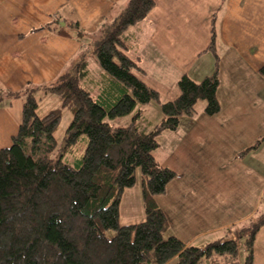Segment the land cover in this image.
<instances>
[{
  "label": "trees",
  "instance_id": "obj_1",
  "mask_svg": "<svg viewBox=\"0 0 264 264\" xmlns=\"http://www.w3.org/2000/svg\"><path fill=\"white\" fill-rule=\"evenodd\" d=\"M154 6L155 0H128L94 41L91 56L102 71L95 84L96 96L79 83L87 73L84 54L72 74L0 94V102L22 100L18 130L11 145L0 150V264H144L152 260L155 264H211L217 258L224 264H253L255 238L264 218L255 223L256 217L250 219L249 228L203 247L186 246L174 235L163 236L168 223L155 197L165 193L176 175L154 157L157 138L165 130H176L180 117L193 116L198 100L205 102L207 116L219 112V63L215 55L212 73L198 82L183 74L176 83L177 96L160 102L158 91L142 79L143 69L128 54L125 37L130 27L147 19ZM213 21L205 52H214ZM52 25L59 35L84 36L76 22L64 27L46 24L34 31ZM258 73L264 79V64ZM47 93L58 96L60 107L40 116L39 100ZM151 103L157 104L162 118L143 132L136 123L143 115L141 107ZM64 109L71 113V120L58 150L54 133ZM128 115H132L128 126L112 127L111 121ZM79 140L86 143L80 159L74 166L65 164L63 159L72 155ZM137 170L143 219L120 225V203L124 192L136 184Z\"/></svg>",
  "mask_w": 264,
  "mask_h": 264
},
{
  "label": "crops",
  "instance_id": "obj_2",
  "mask_svg": "<svg viewBox=\"0 0 264 264\" xmlns=\"http://www.w3.org/2000/svg\"><path fill=\"white\" fill-rule=\"evenodd\" d=\"M127 1L0 0V94L72 74L86 49L107 22L120 15ZM212 18L214 52H205ZM69 22L78 23L82 38L59 35L51 30L54 25L34 31L46 24L61 27L60 23ZM130 29L145 35L141 43L134 42ZM125 35L127 52L143 69L146 83L149 73L158 77L161 64L172 67V76L164 75L160 83L169 99L177 96L181 75L202 80L212 73L218 56L219 112L207 116L204 104H198L197 114L186 116L191 118L183 135L171 139L169 148L156 159L176 175L165 193L155 197L169 231L184 245H195L202 237L218 232L223 236V230L263 215L264 79L258 69L264 64V0H155L147 19ZM143 49L149 51L144 58L139 55ZM150 51L162 59L154 62ZM85 62L87 73L79 82L84 89L85 84L95 83L89 80L91 70L97 82L102 77L91 55L85 56ZM49 97L57 96L40 97V116L55 108L41 110ZM57 104L60 107V100ZM21 113V99L0 102V150L11 145ZM130 193L125 191L122 200ZM260 238H264V227L255 238L253 264H264Z\"/></svg>",
  "mask_w": 264,
  "mask_h": 264
},
{
  "label": "rangeland",
  "instance_id": "obj_3",
  "mask_svg": "<svg viewBox=\"0 0 264 264\" xmlns=\"http://www.w3.org/2000/svg\"><path fill=\"white\" fill-rule=\"evenodd\" d=\"M112 23L111 22H107V26H110ZM106 26V27H107ZM131 28V27H130ZM138 29H130L128 31L129 35L132 34V39L134 40L135 43H141L142 42V38H144V34H140L138 33ZM94 42L92 43V45L90 46L89 49H86L87 51H85V56L88 55V57H90L91 55V51H92V47H93ZM151 56L154 58V62L157 60H161L162 57L156 55L155 53L151 52ZM143 58L147 55H149V51L147 49H143L140 54ZM149 61H152V58H148ZM97 66V65H96ZM99 70V69H98ZM156 73V71H155ZM173 74V69L170 65L168 64H161L160 65V70H159V74H156L155 77L152 75V73H149L148 77V81L147 83L151 84V86L155 87L154 89L157 90L159 93L161 91V96L159 95V99L160 102H168L171 101V99H169V95H165L166 94V90L164 91L162 86H160V83L162 81V78L164 75H170L172 76ZM182 76V75H181ZM180 76V77H181ZM155 78V79H154ZM89 80H94L95 83L93 84H83L85 86V89H89L91 92H93L94 96H96L97 94H95V89H96V82L98 80V77L96 74H94V72L91 70L90 71V78ZM173 99V98H172ZM59 102V98L57 97H49L48 101H44V104L42 105L41 110H44L45 108H47L48 106L51 105H55L54 109H57L59 107H57V103ZM198 104H204V108H205V102L202 100H198L197 103L194 106V110L195 113L193 114L194 116L197 114L198 112ZM142 111H143V115L142 117H140L137 120L136 126L140 131L143 132H148L152 129V127L157 124L160 119L162 118V114L157 106V104L155 103H151L148 104L146 106L141 107ZM191 117H186V116H182L179 118V125L176 128V130L174 131H163L157 138L159 147L156 149V151L153 153L154 157H156V159H159L160 156L162 155V153L165 152L166 148H169L170 146V142L171 139L172 141L175 140L176 138H180L183 133L186 131V126L189 122ZM132 119V115H128L124 118H120V119H114L113 121H111V125L113 128L116 127H126L130 124V121ZM71 120V113L67 110L64 109L62 111V115H61V119L60 122L56 128V131L54 133V138L57 142V148L58 150L62 149V144H63V137L65 136L66 133V128L69 124ZM262 131H264V127L262 129ZM173 134V135H172ZM86 143L83 141H78L77 144L73 147V153L72 155H66L65 158L63 159V162L65 164H68L70 166H74L76 165L77 160L80 159L82 152L85 148ZM162 158V157H161ZM136 184L134 185L133 188L129 189V191L131 192L130 195L126 198H124L122 200V202L120 203V207H119V224L120 225H128V224H132V223H137L142 221L143 219V210H142V205H141V200L139 197V193H140V183H141V175L139 173V171H136ZM255 218V217H254ZM262 219L264 218V215L262 214H257L256 219H254L252 222H256L258 219ZM251 223V222H250ZM253 223L250 224V226ZM249 222L241 224V225H237V226H233L229 229L223 230L222 233H225L223 236L220 232H218L215 236H208L206 238H201L199 239L198 243L195 244V246L198 247H203L204 245L214 242L216 240H220L222 238H224L225 236H231L232 233L238 232L239 230L243 229L245 230V228H249ZM109 236H112L113 234L111 232H108ZM168 235H173V233L171 231H166L163 236L167 237ZM176 237V236H175ZM261 239V243L264 246V238H260ZM244 240H240V248H239V258L240 260L243 259L244 257V253H243V248L241 247V243ZM241 255H243V257L241 258ZM207 263V262H206ZM144 264H155L154 261H150V262H145ZM211 264H224V261L221 258H217L216 260L212 261Z\"/></svg>",
  "mask_w": 264,
  "mask_h": 264
},
{
  "label": "water",
  "instance_id": "obj_4",
  "mask_svg": "<svg viewBox=\"0 0 264 264\" xmlns=\"http://www.w3.org/2000/svg\"><path fill=\"white\" fill-rule=\"evenodd\" d=\"M60 25H61V27H64L65 24L64 23H60Z\"/></svg>",
  "mask_w": 264,
  "mask_h": 264
}]
</instances>
